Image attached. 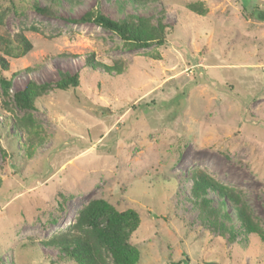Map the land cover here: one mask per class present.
Segmentation results:
<instances>
[{
  "label": "rangeland",
  "instance_id": "374dc122",
  "mask_svg": "<svg viewBox=\"0 0 264 264\" xmlns=\"http://www.w3.org/2000/svg\"><path fill=\"white\" fill-rule=\"evenodd\" d=\"M32 1L0 0V37L12 42L0 39V264H75L44 242L100 198L138 214L128 238L138 264H264V241L236 212L264 235V14L252 10L264 13V0L245 10L243 0H60L53 17ZM90 8L161 18L165 39L134 48L69 20ZM17 33L32 49L7 55ZM61 71H78L79 85L47 90L31 109L14 103L28 80ZM198 171L237 203L208 189L219 213L203 216Z\"/></svg>",
  "mask_w": 264,
  "mask_h": 264
},
{
  "label": "trees",
  "instance_id": "16d2710c",
  "mask_svg": "<svg viewBox=\"0 0 264 264\" xmlns=\"http://www.w3.org/2000/svg\"><path fill=\"white\" fill-rule=\"evenodd\" d=\"M136 5H144L158 0H128ZM253 0H243V9H247ZM46 5H40L36 0L32 1V7L42 15L55 16L54 4L60 0H47ZM258 17L263 18V12L257 6L252 8ZM3 13H0V20ZM74 23L92 22L101 28L117 35L120 40L134 48L149 47L152 44H161L165 39L166 27L161 18L155 20V24L146 16L127 13L122 18H112L97 8H90L77 18H70ZM1 23V22H0ZM5 45L12 43L6 38L0 37ZM13 47L4 49L7 55H25L32 49V43L23 33L14 35ZM11 48V49H10ZM12 48L15 52L12 53ZM85 66L95 69L92 56H86ZM99 64V63H97ZM108 72L112 67L102 65ZM0 68L7 71L8 60L0 56ZM117 68V67H116ZM118 70V69H117ZM9 80L0 76V87L3 94L7 95ZM79 85V72H59V78L53 83H37L28 80L21 89L12 94L14 103L20 108H34L35 99L47 90H66ZM208 189L215 191L223 198L237 203L236 195L226 192V188L220 187L204 172L192 175V194L198 201L203 216L213 217L219 213V208L212 207L208 197ZM225 204L221 200L219 206ZM237 217L241 220L244 234H257L264 241L261 230L254 225L250 217L242 207H236ZM225 215V214H224ZM203 218V217H202ZM138 214L133 209L118 211L105 199H93L79 210L76 223L59 233L54 234L44 242L46 246L58 250L59 257H65L75 264H138L139 250L129 242V235L138 226ZM222 225L221 223H219ZM224 227V226H223ZM221 232V231H220Z\"/></svg>",
  "mask_w": 264,
  "mask_h": 264
}]
</instances>
